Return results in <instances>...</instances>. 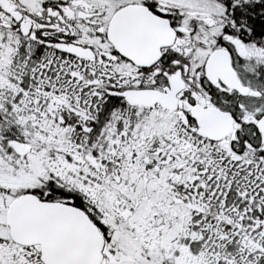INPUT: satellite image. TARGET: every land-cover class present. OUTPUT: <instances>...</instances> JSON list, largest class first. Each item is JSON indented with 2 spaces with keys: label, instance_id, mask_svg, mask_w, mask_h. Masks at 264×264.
<instances>
[{
  "label": "snow or ice",
  "instance_id": "6c2138e0",
  "mask_svg": "<svg viewBox=\"0 0 264 264\" xmlns=\"http://www.w3.org/2000/svg\"><path fill=\"white\" fill-rule=\"evenodd\" d=\"M0 264H264V0H0Z\"/></svg>",
  "mask_w": 264,
  "mask_h": 264
}]
</instances>
